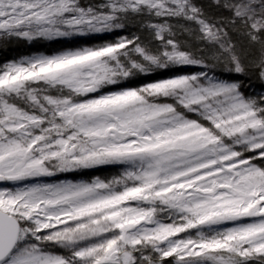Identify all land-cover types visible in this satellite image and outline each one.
I'll return each instance as SVG.
<instances>
[{
	"label": "snow or ice",
	"instance_id": "obj_1",
	"mask_svg": "<svg viewBox=\"0 0 264 264\" xmlns=\"http://www.w3.org/2000/svg\"><path fill=\"white\" fill-rule=\"evenodd\" d=\"M0 264H264V0H0Z\"/></svg>",
	"mask_w": 264,
	"mask_h": 264
}]
</instances>
